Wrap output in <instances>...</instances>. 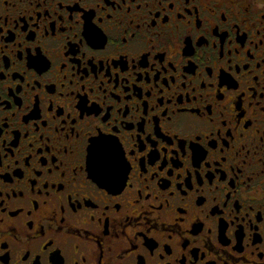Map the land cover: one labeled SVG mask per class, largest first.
Wrapping results in <instances>:
<instances>
[{
    "label": "flooded vegetation",
    "instance_id": "1",
    "mask_svg": "<svg viewBox=\"0 0 264 264\" xmlns=\"http://www.w3.org/2000/svg\"><path fill=\"white\" fill-rule=\"evenodd\" d=\"M0 264H264V0H0Z\"/></svg>",
    "mask_w": 264,
    "mask_h": 264
},
{
    "label": "snow or ice",
    "instance_id": "2",
    "mask_svg": "<svg viewBox=\"0 0 264 264\" xmlns=\"http://www.w3.org/2000/svg\"><path fill=\"white\" fill-rule=\"evenodd\" d=\"M86 151L90 164L96 163L97 161L100 163L111 162L109 142L106 137L101 136L91 141Z\"/></svg>",
    "mask_w": 264,
    "mask_h": 264
}]
</instances>
